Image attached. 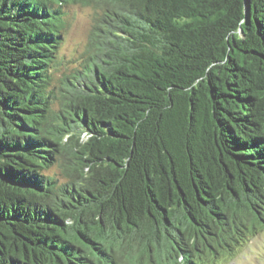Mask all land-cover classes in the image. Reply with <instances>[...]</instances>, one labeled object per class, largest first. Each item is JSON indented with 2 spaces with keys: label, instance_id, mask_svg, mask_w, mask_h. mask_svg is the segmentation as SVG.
Instances as JSON below:
<instances>
[{
  "label": "trees",
  "instance_id": "trees-1",
  "mask_svg": "<svg viewBox=\"0 0 264 264\" xmlns=\"http://www.w3.org/2000/svg\"><path fill=\"white\" fill-rule=\"evenodd\" d=\"M261 227L264 0H0V264H217Z\"/></svg>",
  "mask_w": 264,
  "mask_h": 264
},
{
  "label": "rangeland",
  "instance_id": "rangeland-1",
  "mask_svg": "<svg viewBox=\"0 0 264 264\" xmlns=\"http://www.w3.org/2000/svg\"><path fill=\"white\" fill-rule=\"evenodd\" d=\"M67 10L68 27L60 49V54L63 57L62 71L76 66L82 61V54L87 49L92 27L96 23L97 12L93 6L79 4L71 5ZM55 170L57 168L51 169L50 173ZM215 262L217 264H264V227L259 228L257 233L250 238H243L232 252H225L222 256L216 257ZM170 263H173L172 260L169 258L168 261L165 255L158 259V264ZM129 264H146V258H143L142 261L133 259Z\"/></svg>",
  "mask_w": 264,
  "mask_h": 264
}]
</instances>
